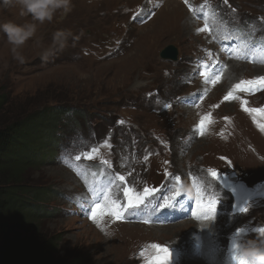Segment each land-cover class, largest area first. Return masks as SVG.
I'll return each instance as SVG.
<instances>
[{
  "label": "rangeland",
  "instance_id": "374dc122",
  "mask_svg": "<svg viewBox=\"0 0 264 264\" xmlns=\"http://www.w3.org/2000/svg\"><path fill=\"white\" fill-rule=\"evenodd\" d=\"M159 1L73 0L67 16L38 24L19 49L24 63L13 58L0 31V123L58 102L84 111L61 122L52 135L60 143L53 145L51 137V154L25 171L30 186L43 191L38 203L50 212L35 225L42 237L58 240L52 263L237 264V239L262 234L264 185L247 183L264 171V52L256 50L264 30L253 29L264 19V0H227L232 23L207 28L215 39L196 35L186 23L192 0ZM150 6L154 15L142 24ZM239 12L254 20L252 26L237 29L240 42L216 45L232 38L225 30ZM9 20L31 18L0 9V24ZM58 29L78 39L43 61L42 48ZM168 44L177 46V62L160 57ZM260 55L248 67H229L218 83L230 59ZM177 198L189 218L171 227L143 224L155 212L152 204ZM180 223L191 225L186 237ZM30 233L29 225L19 228L18 244L33 245Z\"/></svg>",
  "mask_w": 264,
  "mask_h": 264
},
{
  "label": "trees",
  "instance_id": "16d2710c",
  "mask_svg": "<svg viewBox=\"0 0 264 264\" xmlns=\"http://www.w3.org/2000/svg\"><path fill=\"white\" fill-rule=\"evenodd\" d=\"M3 103L0 97V105ZM59 103L26 112L25 118L18 121L0 123V264H63L49 261L57 250L58 240L53 236L42 237L35 225L41 215L50 213L38 203L43 191H37L39 187L30 186L24 179L26 168L38 167L41 163L38 159L51 154L50 138L53 145L60 143L59 138L52 135L59 131L61 122L73 112L76 115L84 112L63 108ZM26 225L31 230L33 245L18 244L16 232ZM74 260L79 258L67 264Z\"/></svg>",
  "mask_w": 264,
  "mask_h": 264
},
{
  "label": "clouds",
  "instance_id": "9594fccd",
  "mask_svg": "<svg viewBox=\"0 0 264 264\" xmlns=\"http://www.w3.org/2000/svg\"><path fill=\"white\" fill-rule=\"evenodd\" d=\"M73 7V0H0V9L15 8L19 10L20 16L31 18L30 22L25 23L9 20L0 24V31L5 33L7 42L12 45L13 58L24 63L25 57L19 52V49L36 35L38 24L50 23L58 14L61 17L67 16ZM70 38L73 41L78 39L71 30H56L52 34L51 44L42 48L40 58L43 61H48L50 57H55L68 46ZM81 78H87V74L82 73ZM235 251L249 264H264V234L237 239Z\"/></svg>",
  "mask_w": 264,
  "mask_h": 264
},
{
  "label": "bare ground",
  "instance_id": "6f19581e",
  "mask_svg": "<svg viewBox=\"0 0 264 264\" xmlns=\"http://www.w3.org/2000/svg\"><path fill=\"white\" fill-rule=\"evenodd\" d=\"M170 1H172V0H170ZM175 1V0H174ZM176 2V1H175ZM178 3V2H177ZM174 4L173 2H171V5H174V6H177V7H179V4ZM170 4V3H169ZM259 4L260 5H264V3H261L260 1H259ZM252 26V25H251ZM259 27V26H261V24H257L256 26H254V27ZM260 32H259V30H256V34H259ZM257 40V39H256ZM169 48H175L176 49V51H177V53L179 54V50H178V48H177V46L175 45V44H168L167 46H165L163 49H165V50H167V49H169ZM161 50V49H160ZM166 53H171V52H168V51H166ZM248 63L249 64H252L253 62H252V60H250V59H244V58H233V59H230L228 62H227V67H226V70H225V72L219 77L220 78V81L218 82V83H220V82H222L223 81V79L226 77L227 78V76H226V74H229L230 73V70L233 68V66L236 64V65H238L237 66V68H239L240 67V69L241 68H243V67H248L249 65H248ZM245 64H247V65H245ZM229 67H231V69L229 70V72H227L226 73V71L229 69ZM255 67V66H254ZM258 67V66H257ZM226 80V79H225ZM224 80V81H225ZM136 81L137 82H140L141 83V78L139 77L138 79H136ZM222 84V83H221ZM221 84H219V85H221ZM185 85V84H184ZM218 85V86H219ZM227 85V84H226ZM178 91L179 92H182L183 91V85L178 89ZM135 200H133L132 201V203L134 202ZM144 223L143 224H145V223H147V222H145V221H143ZM179 225H181V226H183V228H182V230H180L179 231V234L182 236V235H184L185 234V237L187 236V235H189L190 233H189V231L190 232H192L191 230H189V231H187L186 229H188V228H190V226L191 225H184V224H179ZM160 226V225H159ZM166 227H171V224L169 225V226H166ZM157 228V227H156ZM182 232V233H181ZM204 236H205V234H203ZM186 239V238H185ZM184 239V240H185ZM207 257V256H206ZM203 260V259H202ZM205 260V259H204ZM203 260V261H204ZM195 261H197V260H195ZM207 261V260H206ZM201 263H202V261H200ZM200 263V264H201ZM197 264H198V261H197ZM209 264H211V263H209Z\"/></svg>",
  "mask_w": 264,
  "mask_h": 264
},
{
  "label": "snow or ice",
  "instance_id": "6c2138e0",
  "mask_svg": "<svg viewBox=\"0 0 264 264\" xmlns=\"http://www.w3.org/2000/svg\"><path fill=\"white\" fill-rule=\"evenodd\" d=\"M241 83L243 84L244 82H241ZM236 87H237V88H241V84H238ZM231 96H232V93H229L227 96H225V99L227 100V99H229ZM201 123H203V121H201ZM212 175H213L216 179H219V176H218L217 173L213 172ZM215 204H216V201H215V200L210 201V205H211L213 211L215 210ZM132 207L135 208L136 205H132ZM259 231H260L262 234H264V229H260ZM234 250H235V245H234ZM165 251H167V250H165ZM234 258L236 259L237 264H249V262H248L247 260H245V259H243V258H240V257L238 256V254H237L236 251H235V254H234Z\"/></svg>",
  "mask_w": 264,
  "mask_h": 264
},
{
  "label": "water",
  "instance_id": "95a60500",
  "mask_svg": "<svg viewBox=\"0 0 264 264\" xmlns=\"http://www.w3.org/2000/svg\"><path fill=\"white\" fill-rule=\"evenodd\" d=\"M167 51L171 52V53L169 55H165V57H169V58H171L173 60H177L178 56H177V51H176L175 48L174 49L173 48H169Z\"/></svg>",
  "mask_w": 264,
  "mask_h": 264
}]
</instances>
